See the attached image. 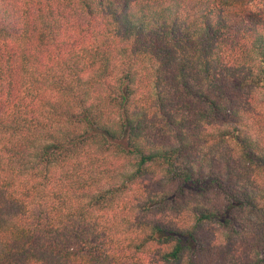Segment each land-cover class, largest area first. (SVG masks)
Listing matches in <instances>:
<instances>
[{
	"label": "trees",
	"instance_id": "16d2710c",
	"mask_svg": "<svg viewBox=\"0 0 264 264\" xmlns=\"http://www.w3.org/2000/svg\"><path fill=\"white\" fill-rule=\"evenodd\" d=\"M254 1L0 0V264H264Z\"/></svg>",
	"mask_w": 264,
	"mask_h": 264
},
{
	"label": "rangeland",
	"instance_id": "374dc122",
	"mask_svg": "<svg viewBox=\"0 0 264 264\" xmlns=\"http://www.w3.org/2000/svg\"><path fill=\"white\" fill-rule=\"evenodd\" d=\"M252 8H256V9H260L261 11L264 12V1L261 0H255L252 4H251ZM211 231V230H210ZM238 244L240 245V247H242V249L246 248V246L249 244L248 241V237H244V239H240L238 238L237 240Z\"/></svg>",
	"mask_w": 264,
	"mask_h": 264
}]
</instances>
